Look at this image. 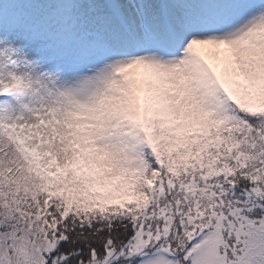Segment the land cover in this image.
Segmentation results:
<instances>
[{"label": "snow or ice", "instance_id": "snow-or-ice-1", "mask_svg": "<svg viewBox=\"0 0 264 264\" xmlns=\"http://www.w3.org/2000/svg\"><path fill=\"white\" fill-rule=\"evenodd\" d=\"M0 264H264V0H0Z\"/></svg>", "mask_w": 264, "mask_h": 264}]
</instances>
